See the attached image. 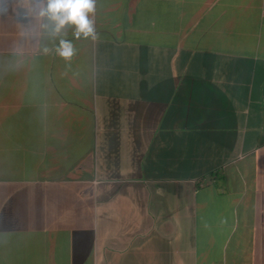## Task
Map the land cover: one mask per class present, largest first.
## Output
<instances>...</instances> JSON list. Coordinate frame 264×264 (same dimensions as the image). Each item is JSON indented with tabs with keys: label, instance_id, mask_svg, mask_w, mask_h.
Here are the masks:
<instances>
[{
	"label": "crops",
	"instance_id": "0c3cea01",
	"mask_svg": "<svg viewBox=\"0 0 264 264\" xmlns=\"http://www.w3.org/2000/svg\"><path fill=\"white\" fill-rule=\"evenodd\" d=\"M40 2L0 0V264H264V0H95L70 61Z\"/></svg>",
	"mask_w": 264,
	"mask_h": 264
},
{
	"label": "clouds",
	"instance_id": "9594fccd",
	"mask_svg": "<svg viewBox=\"0 0 264 264\" xmlns=\"http://www.w3.org/2000/svg\"><path fill=\"white\" fill-rule=\"evenodd\" d=\"M95 0H43L38 5V18L44 23L41 27L55 42L54 51L66 61H70L76 53L73 42L66 38L65 29L72 27L73 37L96 40L94 27ZM47 54L50 49H43Z\"/></svg>",
	"mask_w": 264,
	"mask_h": 264
}]
</instances>
